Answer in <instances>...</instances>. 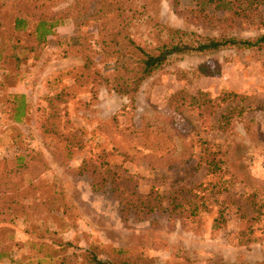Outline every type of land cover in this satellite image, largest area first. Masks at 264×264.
Instances as JSON below:
<instances>
[{"label":"rangeland","instance_id":"obj_1","mask_svg":"<svg viewBox=\"0 0 264 264\" xmlns=\"http://www.w3.org/2000/svg\"><path fill=\"white\" fill-rule=\"evenodd\" d=\"M138 1L165 25L204 35L220 34L218 28L192 18L195 0ZM51 2L58 11L70 8L75 0ZM97 26L91 22L78 31L74 21L68 20L43 52L32 53L25 60L16 78L0 68V174L4 166L14 167L13 158L19 152L33 149L42 154L48 166L45 181L62 187L76 208V217L66 221L69 230L62 233L73 239L72 252H81L78 248L87 249L93 242L137 247L153 256L157 264H264V239L246 245L229 241V234L239 228L243 207L249 209L241 201L242 192L246 188L264 191V49L226 48L176 60L142 83L133 105L130 96L110 91L104 82L99 83L96 95L90 87L81 86L74 74L84 65L83 54L58 53L64 43H75L79 34L95 39ZM261 33L264 27L236 29L229 34L251 38ZM3 35L4 40L10 39L8 33ZM103 68L101 65L99 69L103 72ZM182 89L191 96L185 102L182 92L174 96ZM200 91L212 99L224 92L235 96L224 103L217 100L204 111L190 105L192 96ZM14 94H24L28 102V113L18 122L14 113L17 104L7 109L6 101ZM172 101L182 104V109L177 110ZM240 104L247 108L243 116L234 121L231 131H221L222 114L229 106ZM122 109L120 126L134 121L164 127L173 135L175 154L159 158L132 145L113 119ZM206 140L224 144L225 158L236 176L228 228L216 236L211 234L210 219L201 232L186 228L180 219L169 220L166 213H153L139 221L130 212L127 220L122 217L119 200L108 190L95 191L92 179L82 172L85 161H101L102 151L116 164L109 158L115 146L128 154L120 176L126 177L125 185L140 195L150 193L154 186L162 191L192 186L206 178V169L189 170L187 160L191 151L199 152L198 143ZM30 227L23 218L0 219V264H56L38 243L43 239Z\"/></svg>","mask_w":264,"mask_h":264},{"label":"trees","instance_id":"obj_2","mask_svg":"<svg viewBox=\"0 0 264 264\" xmlns=\"http://www.w3.org/2000/svg\"><path fill=\"white\" fill-rule=\"evenodd\" d=\"M52 4L51 0H0V68L8 76L12 74V78H16L25 60L32 53L43 52L52 38L58 37V28L68 20L74 21L78 31L84 24L98 23L95 39L89 34H79L75 43L68 41L58 50L62 56L83 54L85 62L74 74L75 81L90 87L95 95L99 83L104 82L110 91L130 96L133 105L142 83L176 60L226 48L264 49V33L251 38L229 34L236 29L263 28L264 0H195L192 18L218 28L220 34L216 36L165 25L155 20L147 6L138 0H75L70 8L58 11L53 10ZM189 5L187 3L186 7ZM4 33H8L10 39L1 38ZM98 55L100 59L96 60ZM109 64H113V69L110 70ZM101 65L103 72L99 69ZM181 92L183 102L191 97L183 89L174 96ZM61 96L62 93L58 98ZM232 96L235 94L224 92L212 99L207 92L200 91L192 96L190 105L206 111L215 101L224 103L233 99ZM25 99L24 94H14L6 101L8 110L17 104L14 111L17 122L28 113ZM172 104L177 110L182 109V104L176 105L173 101ZM124 110L113 116L117 126L121 125L119 120ZM246 110L242 104L229 106L219 119V129L231 131L234 121ZM120 127L132 145L151 155L164 158L176 152L173 135L164 127L134 121ZM198 144L199 152L191 151L186 167L192 170V167L204 166L206 178L192 186L169 191L154 186L150 193L140 195L125 185L126 177L120 176L128 154L115 146L109 158L116 164L102 151L101 161H85L82 172L92 179L95 191L108 190L119 200L120 212L127 220L130 212H134L132 217L139 221L153 213H166L169 220L180 219L186 228L201 232L204 222L210 219L211 234L216 236L228 228L229 201L234 197L232 189L236 176L225 158L224 144L207 140ZM13 159L14 167L4 166L0 174V219L23 218L30 223V229L43 239L38 243L56 264H157L153 256L137 247L90 242L87 249L78 248L81 252H72L73 239L62 233L69 230L66 221L76 217V208L68 201L62 187L45 181L43 174L48 166L44 157L39 151L26 149ZM241 201L249 209L243 207L239 228L229 234V241L246 245L263 240L264 191L246 188Z\"/></svg>","mask_w":264,"mask_h":264}]
</instances>
